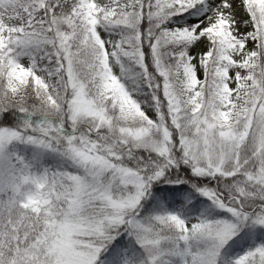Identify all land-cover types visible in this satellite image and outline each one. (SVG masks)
Instances as JSON below:
<instances>
[{"label":"snow or ice","instance_id":"obj_1","mask_svg":"<svg viewBox=\"0 0 264 264\" xmlns=\"http://www.w3.org/2000/svg\"><path fill=\"white\" fill-rule=\"evenodd\" d=\"M0 264H264V0H0Z\"/></svg>","mask_w":264,"mask_h":264}]
</instances>
